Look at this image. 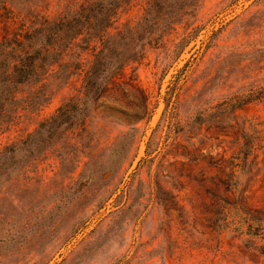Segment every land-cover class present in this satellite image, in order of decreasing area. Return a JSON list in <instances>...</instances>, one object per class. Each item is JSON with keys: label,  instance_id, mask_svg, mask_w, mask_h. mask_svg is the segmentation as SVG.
Wrapping results in <instances>:
<instances>
[{"label": "rangeland", "instance_id": "rangeland-1", "mask_svg": "<svg viewBox=\"0 0 264 264\" xmlns=\"http://www.w3.org/2000/svg\"><path fill=\"white\" fill-rule=\"evenodd\" d=\"M66 1L0 0V29ZM129 2L114 40L147 117L129 127L141 97L115 83L83 124L36 128L80 76L21 86L0 121V264H264L219 198L264 210V0Z\"/></svg>", "mask_w": 264, "mask_h": 264}, {"label": "trees", "instance_id": "trees-1", "mask_svg": "<svg viewBox=\"0 0 264 264\" xmlns=\"http://www.w3.org/2000/svg\"><path fill=\"white\" fill-rule=\"evenodd\" d=\"M129 1L70 0L52 14L28 13L22 26L10 33L5 28L0 29V121L8 110L6 103H14L19 98L21 86L43 80L44 75L55 69H60L58 75H68L70 71L65 69L71 65L80 76L78 89L38 121L36 128L69 127L76 120L83 124L89 110L94 111L96 107L90 108L89 104L102 99L115 83L134 87L141 97L138 105H129L128 109L133 111L126 115L129 127H135V122L146 118V94L138 88L135 78L125 71V65L132 57H125V51L116 49L120 42L114 40L115 36L123 37L122 18L133 7ZM148 8L142 7V10L149 13L151 9ZM130 28L125 25L126 30L130 31ZM246 97L247 101L251 99L249 93ZM99 105L100 112L118 117L112 105L102 101ZM19 142L22 140L12 141L4 145L3 150ZM226 191L228 194L224 192L219 197L224 203L221 206L223 218L230 217L231 229L235 230L239 244L250 254L262 256L263 260L264 210L248 205L238 189ZM225 229L226 226L220 227V230Z\"/></svg>", "mask_w": 264, "mask_h": 264}]
</instances>
